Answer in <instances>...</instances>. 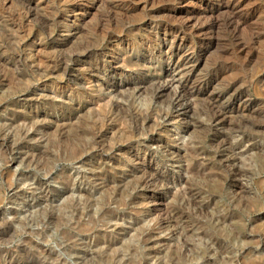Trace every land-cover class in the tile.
Wrapping results in <instances>:
<instances>
[{"label":"rangeland","instance_id":"rangeland-1","mask_svg":"<svg viewBox=\"0 0 264 264\" xmlns=\"http://www.w3.org/2000/svg\"><path fill=\"white\" fill-rule=\"evenodd\" d=\"M0 264H264V0H0Z\"/></svg>","mask_w":264,"mask_h":264},{"label":"bare ground","instance_id":"bare-ground-1","mask_svg":"<svg viewBox=\"0 0 264 264\" xmlns=\"http://www.w3.org/2000/svg\"><path fill=\"white\" fill-rule=\"evenodd\" d=\"M42 233V232H41Z\"/></svg>","mask_w":264,"mask_h":264}]
</instances>
